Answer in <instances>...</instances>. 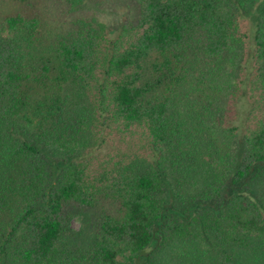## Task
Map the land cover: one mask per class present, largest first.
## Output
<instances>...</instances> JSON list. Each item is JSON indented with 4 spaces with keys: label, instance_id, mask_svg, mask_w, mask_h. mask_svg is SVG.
Masks as SVG:
<instances>
[{
    "label": "trees",
    "instance_id": "trees-1",
    "mask_svg": "<svg viewBox=\"0 0 264 264\" xmlns=\"http://www.w3.org/2000/svg\"><path fill=\"white\" fill-rule=\"evenodd\" d=\"M258 5L250 25L249 112L258 101L264 107V1ZM124 7L109 35L89 19L48 47L35 37L38 11L1 18L0 214L14 196L19 207L0 226V264H148L170 230L185 231L172 209L182 202L184 210L192 205L200 217L222 223L228 235L255 238L256 264H264V111L242 126L237 148L225 151L218 170L215 158L176 177L174 164L196 154L203 139L180 133L173 97H147L161 86L174 93L196 82L188 91L206 88L201 109L211 113L220 94L212 85L231 73L242 42V0H125ZM135 127L145 130L150 167L90 164L106 135ZM89 207L90 235L79 242L68 221L73 209Z\"/></svg>",
    "mask_w": 264,
    "mask_h": 264
},
{
    "label": "rangeland",
    "instance_id": "rangeland-1",
    "mask_svg": "<svg viewBox=\"0 0 264 264\" xmlns=\"http://www.w3.org/2000/svg\"><path fill=\"white\" fill-rule=\"evenodd\" d=\"M67 1L0 0V22L4 15L30 9L38 11L40 24L35 31V37L42 38L46 43L44 46L48 47L59 33L77 25L80 26L89 19L95 20L94 26L96 21H100L99 26L101 25L102 31L107 36L110 28L115 27L119 16H122L125 10V0H80V3H76L74 7H69V1ZM262 1L264 0H242L243 9L246 12L238 22L240 30L243 32L242 42L239 45L235 65L230 67L232 68L231 73L221 78L219 83L212 85L220 86V94L211 113L201 109L205 101L202 91L206 92V88L188 91L196 86V82L179 85L174 93L161 86V89L157 88L147 96L151 98L153 94H160L164 91L166 95L173 97L176 100L172 101L173 117L179 126L180 133H188L193 138H197L195 135L197 132L203 139L200 141L197 138L198 141L194 145L197 146L196 154L193 152L191 157L183 156V163L174 164L176 177L184 176L183 173H192L191 168H198L201 163L210 167L208 161L215 158L218 170L220 166L218 160L220 159L221 162V159H225L223 156L225 151L237 148V142L241 139V134L244 131L242 126L245 123L253 125L264 111L261 101H258V105L251 112L248 110L254 104L253 98H255L253 96L255 88L250 89L251 76L254 73L251 55V16ZM206 68L203 63L201 69ZM193 75L195 81L199 79V73ZM28 82L33 87L36 84L35 81ZM185 106L189 108L190 112L185 111ZM201 112L204 113V117ZM6 132L12 136L22 137L21 131L18 129L8 128ZM144 132L145 130L140 127H135L132 132H124L123 135L111 131L106 135L103 143L91 151L90 164L100 167L102 164L111 165L113 160H119L132 167L134 165L150 167L147 165H151L152 152L146 145ZM3 141L4 139L0 135V148H2ZM87 147H92V145L89 144ZM171 179L172 182H176L175 179ZM170 184L172 183H169L167 187L173 191L175 186ZM12 200L10 205L12 207L5 208L4 206V210L0 214L1 227L9 222L12 211L19 207V199L14 196ZM169 200H172L171 196H169ZM184 203H178L172 209L185 222V231L176 234L170 230L171 233L163 237L164 240L158 245L159 248L156 247L155 251L150 253V258L146 260L148 264H256L255 257L257 255L254 253V248L255 246L258 248V241L255 238L243 237L242 234L228 235L227 229L222 226V223L215 222L211 216L200 217L194 206L188 205L190 207L187 213L188 209H183ZM94 207L98 210L102 206L95 204ZM214 208L213 200H211L209 209L214 210ZM93 210V207H89L72 211L68 221L69 229L79 242H86L89 238V222L91 220H88L89 217L92 218ZM225 257H228L230 261L226 262Z\"/></svg>",
    "mask_w": 264,
    "mask_h": 264
}]
</instances>
